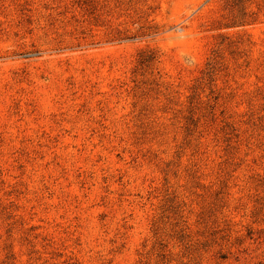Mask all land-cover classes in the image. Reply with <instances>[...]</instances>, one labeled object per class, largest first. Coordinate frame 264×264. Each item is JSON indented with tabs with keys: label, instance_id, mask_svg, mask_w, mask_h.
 Wrapping results in <instances>:
<instances>
[{
	"label": "rangeland",
	"instance_id": "obj_1",
	"mask_svg": "<svg viewBox=\"0 0 264 264\" xmlns=\"http://www.w3.org/2000/svg\"><path fill=\"white\" fill-rule=\"evenodd\" d=\"M0 264H264V0H0Z\"/></svg>",
	"mask_w": 264,
	"mask_h": 264
}]
</instances>
